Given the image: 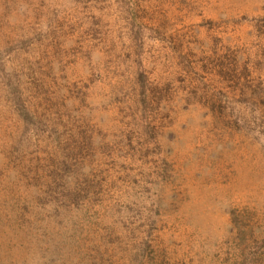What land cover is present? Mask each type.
<instances>
[{
	"label": "rangeland",
	"instance_id": "374dc122",
	"mask_svg": "<svg viewBox=\"0 0 264 264\" xmlns=\"http://www.w3.org/2000/svg\"><path fill=\"white\" fill-rule=\"evenodd\" d=\"M0 264H264V0H0Z\"/></svg>",
	"mask_w": 264,
	"mask_h": 264
}]
</instances>
